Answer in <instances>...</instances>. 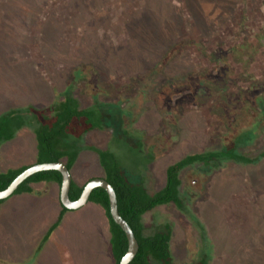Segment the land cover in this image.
<instances>
[{
    "label": "rangeland",
    "instance_id": "obj_1",
    "mask_svg": "<svg viewBox=\"0 0 264 264\" xmlns=\"http://www.w3.org/2000/svg\"><path fill=\"white\" fill-rule=\"evenodd\" d=\"M77 1L22 0L11 18L0 17V113L12 106L41 108L62 98L69 85L80 107L94 99L109 105L108 115H119L82 136L78 163L87 173L88 165H98V153L106 151L107 163L115 160L134 171V143L118 136L125 130L126 137L141 143L140 154L151 156L137 165L149 194L162 187L169 164L185 155L218 151L232 144L238 131L251 135L237 147L239 154L254 157L264 149V0H92L91 17L78 22L69 17L70 11L82 9ZM3 2L0 16L8 9ZM19 44L27 49L20 53ZM221 51L229 62L213 74ZM73 67L81 72L77 78L69 74ZM185 91L173 105L171 99ZM25 127L0 143L4 170L35 157L36 138ZM179 179L180 194L210 242L209 264H233V243L241 240L252 247L243 246L239 255L258 257L256 264H264V235L253 225L264 221V158L248 165L226 159L209 168L195 163L182 169ZM253 200L260 201L258 206ZM10 207L0 215V234H6L0 235V264H6L5 256L7 264H22L30 253L29 240L44 233L49 216L28 203ZM238 217L247 221L241 225ZM68 218L83 233L72 232L67 241L74 246L63 251L54 236L39 253L41 264H59L60 258L80 264L90 241L100 243L85 231L94 235L100 228L95 215L82 210ZM142 222L144 233L154 225H170L172 264H194L199 258L198 231L173 205L155 207ZM249 226L251 236L244 232ZM103 231L108 238L106 223ZM85 234L90 241L81 237ZM7 236L10 253L5 255L2 240ZM103 250V260L87 264H105ZM37 257L26 260L38 264Z\"/></svg>",
    "mask_w": 264,
    "mask_h": 264
},
{
    "label": "trees",
    "instance_id": "obj_2",
    "mask_svg": "<svg viewBox=\"0 0 264 264\" xmlns=\"http://www.w3.org/2000/svg\"><path fill=\"white\" fill-rule=\"evenodd\" d=\"M14 1L15 0H4L3 5L8 9L2 10L3 14H1L0 17H2L3 20L6 17L11 18V13H14V9L17 7L19 8V5L22 4V0H18L19 2ZM28 1L30 0H27V2ZM91 1L92 0H89L88 2L86 0H78L77 4L82 9L78 13L70 11L69 17L74 18L77 22L82 18L84 19V16L91 17V13L88 11ZM25 5L27 6V9L31 6L30 4ZM71 10H73V6L71 7ZM3 26L4 25L0 24V30H3ZM31 38L32 39L29 41H32L34 37L32 36ZM261 40L264 42V39ZM18 49L21 53L27 48L19 44ZM223 54L224 52L221 51L217 55V58H215V62H213L215 63L213 64L214 68H212L213 74H215L218 70H223L225 66L224 64L229 62L226 61V56ZM125 60L126 58L124 59L123 57V59H121V63ZM135 62L136 60H134L132 64H135ZM151 72L153 75L156 74V67H154ZM69 74L72 78L74 75L77 78L81 75V72L80 70H77V67H73L71 71H69ZM74 81L75 80L72 79V82ZM69 86L70 87L66 90L67 92L65 91L63 93L62 98L54 100L41 108L34 105H27L25 109L23 107L12 106L8 110L0 113V143L12 139L17 130L23 126H30L32 133L36 138V159L34 163L60 161L68 170H70L77 159L78 150L80 148L78 144L80 143L82 136L104 123L106 119L114 121V118H117V115L119 114L118 111H116L115 115H108L106 110H109V105L105 106L104 103H100L97 99H94V102L91 105L80 107L79 101L69 94L72 85ZM185 94H188V92L185 91L184 93H180L175 99H171V103L175 105L181 95ZM261 109L264 111V104H262ZM25 113L26 115H24ZM119 133L115 134L128 138L134 143L132 148H136L135 154L138 155L134 163L135 170L131 171V169H128L129 167H127L126 170L122 169L115 160L112 162L114 165H110L106 162L105 156H107V152H99L98 163L100 165V169L102 170V174L99 177L105 179L112 186L116 196L117 211L127 222L137 241V253L129 264H172V257L170 253V225L167 223L154 225L150 232L144 233L145 226L142 222V216L145 213L151 211L157 206L167 204L173 205L178 211L188 215L192 225L198 231L200 245L199 250L201 254L194 264H209L211 258L210 242L206 236L207 234L200 224V221L193 215L191 209L185 204L180 194L179 186L181 181L179 179V173L185 167L195 163L202 164L203 166L209 168L217 166L220 162L226 159L233 160L236 163L244 165L254 164L264 158V149L254 157L239 154L236 151L237 147L245 144V142L250 139L251 135L245 130L238 131L232 141V144H229L218 151H206L185 155L181 159L169 164L165 168V178L162 187L156 192L149 194L146 191L144 179L141 176L140 171L137 170V165L150 160L151 156L148 155L144 158L140 154L141 143L137 139L126 137L127 133L125 130H121ZM120 149L121 146L119 145V150ZM29 166V164L23 165L18 168H11L4 172H0V191L5 189L16 175ZM88 180L83 183H79L71 177V184L68 193L70 200L74 201L79 197L83 186ZM37 182H54L59 189L60 174L55 170L36 172L26 178L17 187L12 195L30 192V185ZM5 200L7 199L0 200V205ZM87 202L98 205L103 211V215L108 224L109 252L113 264H118L120 258L124 255L127 249V243L122 230L110 218L107 194L102 188L96 187L92 189ZM259 202V200H253L252 204L258 206ZM66 211L68 210L61 206V212L48 234L59 224L62 214ZM261 215L263 217L264 212H261L260 216ZM237 220L238 223L243 225L247 221V218L246 221L242 218L239 219V217ZM263 222H253V225L256 229L259 227L263 229ZM250 226L248 228L245 227L246 229H244V232L247 231L249 236L253 233ZM254 227L251 226L253 229ZM261 229L260 231L264 235V230ZM258 236L260 235H256V237ZM256 242L258 245L260 244V240L258 238H256ZM243 246L242 240L239 243H233V264H243V261L248 262V264H256L258 257H253L251 259L249 256L246 257V255H239V253L243 250ZM245 246L252 247V244L246 243ZM244 251H246L245 248Z\"/></svg>",
    "mask_w": 264,
    "mask_h": 264
},
{
    "label": "crops",
    "instance_id": "obj_3",
    "mask_svg": "<svg viewBox=\"0 0 264 264\" xmlns=\"http://www.w3.org/2000/svg\"><path fill=\"white\" fill-rule=\"evenodd\" d=\"M22 128H26V127L24 126ZM23 130H25V129H23ZM16 133H19L18 130ZM89 148H91V147H89ZM81 149H84V147L83 148L81 147ZM93 156L94 155H92V157ZM79 157H80V155L78 153L76 161L74 162L71 169L69 170L70 176L75 181H77L79 183H83L86 180H88L89 178L93 179V178L99 177L101 175L102 170L100 169L99 163H98V165H97V163H95L96 166L88 165L89 166V170H88L89 172L85 173L84 168H83V164L78 163ZM35 159H36V150H35V157L33 158L32 161L27 162V163H23L22 165L14 167V168H18V167H21L23 165H28V164L32 165V164H34ZM85 160H86V162L91 161L90 157H87V156H85ZM2 167H3V160L1 159V155H0V172L6 171V170H4L6 168H2ZM90 167H91V170H90ZM93 168L95 170H93ZM58 194H59V189L57 188V185L54 182H37V183H32L30 185V192L9 196V198H6L7 200H5L0 205V215L5 210H7L8 208H11L10 207L11 204H14V205L18 204L19 205L22 202V203H28L29 205H32L35 207L39 206L40 210H43L44 214L46 216L47 215L49 216V222L47 224V227H46L44 233L41 235H37L35 238L32 237V239L29 240L28 251H30V253L26 254L27 257L24 259L22 264H28V261L26 259L31 257V256H38L37 257V261H39L38 264H41L42 263V260H41L42 256H40L39 253H40L42 247H44V249H46V247L51 244L52 238L54 236L56 239L55 240L56 246L59 247L60 251L67 250L70 247H73L74 243L71 241H67V238L69 236L71 237L72 232L75 234V236H79L83 232L81 233L79 230H77L76 225H73L68 217L70 215H73L74 212L77 213V212H80L82 210L87 211L88 215H92V216L95 215V217L100 220L101 225H100V228L98 225L96 226L97 231L94 234L95 236L92 235L91 233H89L88 230H85L88 235L95 237V238H98V241L100 242L99 244H97V243L93 244L89 240L87 234L81 236L84 239L89 240L91 245L87 246L86 252L81 254V263L80 264L90 263L91 261L94 260L93 258L99 259V257H101V259L103 260L104 256L101 255L102 251H104L103 248L105 249V252L107 253L105 264H113V261L111 262L109 260V254H110L109 242H108L109 236H108V238H106V234L103 231V229L105 228V223L107 224V221L103 215V211L96 204L87 202L82 207H80L81 209L79 208L76 210H68V211L64 212V214H62V217H61L59 224L48 234L49 230L52 228L53 224L55 223L56 219L58 218V216L61 212V206H60L59 201H58L59 200ZM81 226L84 228L85 226H89V225H88V223H86V224H81ZM65 230H69V231L67 232L65 239H64L62 236H63V232ZM107 232H108V224H107ZM0 235L2 236V238L6 237V234L4 231H2ZM108 235H109V232H108ZM59 236L62 237V239L60 241H58V239H57ZM9 240H10V237H8V236H7V238L2 240L3 241L2 247L4 248L5 255H8L10 253V246H9L10 242H9ZM72 240H74V239H72ZM64 257L66 258V253H64ZM5 258H6V264H7V256H5ZM60 259H59V264H72L73 263V260L70 258H69V262L65 261V259H62V258H60ZM12 260L15 261L16 259H12Z\"/></svg>",
    "mask_w": 264,
    "mask_h": 264
},
{
    "label": "water",
    "instance_id": "obj_4",
    "mask_svg": "<svg viewBox=\"0 0 264 264\" xmlns=\"http://www.w3.org/2000/svg\"><path fill=\"white\" fill-rule=\"evenodd\" d=\"M55 170L60 174V185H59V203L67 210H76L82 207L88 201L89 194L92 189L96 187L102 188L107 194L108 198V209L110 218L115 224L119 226L125 235L127 249L124 255L120 258L118 264H129L134 258L138 250V244L134 237V234L127 224V222L119 215L117 211L116 196L112 186L103 178L96 177L90 179L83 186L79 197L72 201L68 197L71 176L66 166L60 162H45V163H34L29 167L21 171L15 178L9 183V185L0 191V200L6 199L13 194L17 187L29 176L39 171Z\"/></svg>",
    "mask_w": 264,
    "mask_h": 264
}]
</instances>
